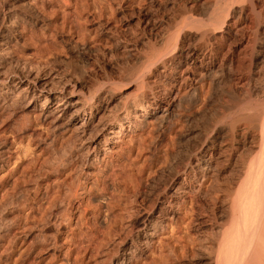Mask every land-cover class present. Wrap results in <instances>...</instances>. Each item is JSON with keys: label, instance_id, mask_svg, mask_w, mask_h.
<instances>
[{"label": "rangeland", "instance_id": "1", "mask_svg": "<svg viewBox=\"0 0 264 264\" xmlns=\"http://www.w3.org/2000/svg\"><path fill=\"white\" fill-rule=\"evenodd\" d=\"M0 3L1 10H8V3ZM21 3L32 5L38 19L33 27L20 24L9 35L11 44L0 47L6 48L0 55V96L5 98L0 103V150L5 151L0 264H120L133 255L131 240H142L138 220L152 205L157 207L152 213L155 237L133 264L211 259L214 176L206 177L227 173L219 161L210 167L208 158L216 159L219 143L231 137L225 123L228 106L255 96L258 58L264 56L261 0H253L255 11H261L256 20L243 0L220 5L217 0H16L13 8L19 10ZM219 15L224 25L216 21ZM209 48L216 53L217 77L195 84L196 95L189 96L194 83L184 78L197 76ZM237 56L239 62L231 63L230 57ZM48 73L66 84L69 106L47 118L55 103L41 110L40 101L31 109L27 100L16 97L14 83L25 75ZM89 107L96 115L92 124L107 111L122 117L128 110L129 117L118 137L110 134L98 164L80 175L87 143L77 139L78 120L84 112L88 118ZM117 130L115 124L111 131ZM258 155L255 150L250 157ZM78 179L77 197L61 221L66 210L62 196ZM190 181L194 199L184 195ZM181 185L186 189H178ZM223 214L219 208L218 221ZM179 253L181 260L174 256Z\"/></svg>", "mask_w": 264, "mask_h": 264}, {"label": "bare ground", "instance_id": "2", "mask_svg": "<svg viewBox=\"0 0 264 264\" xmlns=\"http://www.w3.org/2000/svg\"><path fill=\"white\" fill-rule=\"evenodd\" d=\"M0 1L3 4L4 3L9 4L8 10L7 9L5 10V11H7L6 14L4 13L5 12L4 10L0 9L2 12V15L0 18V47L1 46L7 47V45L11 44V39H10L9 35H13V34L17 33L19 30L18 27L20 24L25 25V26L26 25H32V27H33L34 23H36L35 21H37L38 17L36 16L37 14L33 13V10L31 9L32 5L30 6L29 4H26V3L22 4L21 3V5H20L21 7L19 6L20 7V8L18 7L19 10L16 11V9L13 8V2L16 0H0ZM33 1H35V0H33ZM228 1L229 0H217L219 5L220 4H227ZM233 1H235V0H232V2ZM25 2H26V0H25ZM230 3H231V1H230ZM243 3H245L246 5H249L251 15H252V17L255 18V20L261 16V11H262V9H264V0H261V4H260L261 5V11L260 12L255 11L253 0H243ZM33 5L35 6V4H33ZM231 5H233V4H231ZM33 9H36V8L34 7ZM214 9H215V7H214ZM216 9H218V8H216ZM224 10H225V8H224ZM211 12H213V10ZM217 13H219V12H217ZM215 16H216V13H215ZM223 17L224 16H222V18ZM222 18L221 19L218 18V20L216 18V21L218 22L219 25H222V24L224 25V18H223V20H222ZM253 21H254V19L251 18V21L249 22L251 26H248V29L249 28L252 29ZM5 49L0 48V55L3 54ZM193 54H189L188 58H190L189 59L190 63L195 65V63H196L195 59L196 58L193 57ZM215 55H216V53H214L213 49L209 48L204 53V57H202L199 60L200 65L198 66L199 73L197 74V76L195 78H190L189 75L185 76V78H184L185 81H192L194 83L193 85H189V90H188V91H190L189 96H195L196 95V88L197 87L195 84H197L198 82H203V81L205 82V80H208V79L214 80L217 77V71H214V68L216 66V56ZM206 59H207V62L205 63ZM237 60L239 62L238 56L235 58L230 57V62L233 64L236 63ZM258 60L262 64H260V67H258L259 70H258V73L256 75L257 77H255L256 78L255 79L256 80L255 96H253L252 98L249 97V99L243 100L240 102L235 101L234 103H232L231 105L228 106V108L226 110V117H227L226 121L228 123L225 121L224 122L228 125L229 131H230V132L228 131V134L230 133L231 137L228 138L227 140H222L221 143H219L221 146L219 145L220 149H218V151H217V158L216 159L211 157V156H209V158H208L210 167H211L212 163L213 164L218 163L217 161H219L220 165H222V167H221L222 172H226L227 175L225 174V176H224L225 178L222 175L223 178H221L220 174L216 173V175L215 174L214 175L208 174L209 176L207 175V177H206V178H210V177L214 176L212 178L213 183L210 185L211 189H212V193H213V195L211 196V199H212L211 204L213 206L212 207L213 213L211 214L212 215L211 216L212 222H210V224L213 227V229L211 227V229H212L211 237H210V233H209L211 231L209 230L208 232H206V233H208V236L210 237L209 239L211 240L210 245L208 244L209 242H207V244L209 246L207 248H209L208 250H210L209 253L211 255V259H209V260L206 259V262H204L203 264H264V56H260L258 58ZM233 66H235V65H233ZM239 66L236 64V66L233 68L234 69H236V68L240 69ZM234 71L236 72L237 75L240 72L237 69ZM218 76H219V74H218ZM240 77L241 76H237L235 80H237V82L240 81V79H241ZM2 83L3 82L0 81V85H2ZM240 83H241V81H240ZM14 86H17V90H19L16 97L19 96L21 99L27 100V105L29 107H32L31 109H34L35 107H37V104L40 101H42V102H40L41 106H39L41 108V110H43V109L45 110L52 102L55 103L54 107L50 110L49 114H47L46 116L44 115V117H47V118L50 117L51 111L53 113L54 112L57 113L60 110H63L67 106H69V102L67 101L68 97H64V94L66 92V84L64 82H62L60 79H57L56 76L49 75V73L47 75L46 74L45 75L33 74L30 76H27V75L22 76V77L18 78L17 82L14 83ZM72 92H74V91L72 90L68 94H70ZM1 96H3V95H1ZM1 96H0V103H2V102L5 103V98L1 97ZM74 104H81V101H75ZM228 104H230V103H228ZM3 105H2V107H3L2 109H4V110L8 109V108H6L7 106L4 107ZM85 105H86V103H85ZM80 107H82V106H80ZM91 107H89L87 110L88 111V113H87L88 118H85L86 113L84 112V113H82L84 115V117H82L80 115L82 118L78 120V121H81V123H80L81 130H80V134H79L80 136L77 139L81 143H83L85 141L87 143L86 147H85V150H86L85 152H87L86 153L87 159H86L85 164L83 165L84 170H82L83 172H80V173H82L80 175L89 174L86 171L87 170L86 168H88L89 166H94V165L98 164L97 159H99V157H100L99 155H101V157L104 156V152H101V150L103 151V150L108 149V148L105 149L106 148L105 146L109 145V143H110V139H111L110 134L112 133L116 137H118V134L125 130L123 120L126 119L127 117H129V111L128 110H127V113H125L124 116H122V117L111 114L109 111H107V112L104 111L105 113H103L101 116H99L97 118V122L92 124V122H94L93 119L96 117V115L94 113H92ZM77 108H76V110H77ZM165 111H166V109H164V112ZM162 115L166 116L164 114H162ZM224 119H226V118H224ZM44 121H45V119H44ZM115 124L117 125L118 130L115 133H113L111 131V129L115 127ZM26 126H27V124H26ZM87 127H88V129H87ZM225 136H227L226 133H225ZM225 136H223V137L226 138ZM72 138H73V136H72ZM101 147H102V149H101ZM255 150H259V152H260V155H258L259 157H256L257 155L254 157H250L251 155H253V152H255ZM0 151H1L0 152V167H1L2 166L1 164H3V161L5 159V153H4L5 151L2 149ZM247 157H249V159ZM209 165H207V166H209ZM215 165L217 166V164H215ZM213 170H216V168ZM190 177L193 178V176H190ZM76 182H78V183H76ZM76 182H75L76 185L74 183L75 186L72 184L73 182L71 183V185L73 187H72V189L70 187L71 190L68 188L70 190L69 193L67 192L68 189L66 190V193L64 191L60 192V193H62V195L68 193L67 195H65V198H64V196H62L63 197L62 202H65V204H66V206H64V204L62 205V206H64V208L65 207H67V208L71 207V205H72L71 200L73 197H75L77 195V189L79 187V184L82 181L78 179V181H76ZM192 184L193 183H191V181L188 182V191L186 193L184 191V193H185L184 195H187L188 197H190V199L193 196V193L195 192V190L191 186ZM181 186L182 187H180V188L178 187V189H186V188H183L184 187L183 185H181ZM201 186H203L202 183L197 188L200 189L199 187H201ZM181 193H183V192L181 191ZM57 197H55L53 201H55V199ZM183 197L184 196H182L180 198H183ZM57 201H59L58 198L56 199V202ZM180 201H181V199H180ZM67 208H65L66 209L65 213L62 214L61 221L66 216L67 217L69 216L68 210L70 208L68 210H67ZM156 208L157 207L152 205V207H150V209L148 211H144L143 214L140 216V218L138 220V225L140 227V230H142L143 234H140L139 237L142 240H144V242L140 243L142 240L140 242H137V241L135 242V240H131V245H132V249H133L131 251V253L133 255L130 254L132 256L122 259L120 264H133L136 257L141 258L144 255V253L146 252V250L149 249V247H150L149 243H151L152 238L155 237L154 232L157 230L156 224L155 223L153 224L154 216L152 214L155 212ZM219 208H220V210L222 209V212L224 213L223 219L222 220L219 219L221 222L218 221V219H217V213H218ZM52 210H54V209H52ZM161 214H164V213L161 212ZM219 215H220V213H219ZM57 218L59 219L60 217H57ZM57 218H55V219L57 220ZM163 222H165L167 224L166 226H168V223L166 221H163ZM190 222H192V221H190ZM208 223H209V221H208ZM197 226H201V225H197ZM163 227H164V225H163ZM188 227H189V225H188ZM209 228H210V226H209ZM194 229L196 230V228H194ZM198 231H199V229H198ZM205 231H206V229H205ZM200 232H201V227H200ZM158 233H162V232H158ZM197 239H198V237H197ZM194 240H196V238ZM203 240H206V239L203 238ZM203 240H202V242H203ZM51 241H52L53 246L57 245V239L56 238H54V241L53 240H51ZM199 241H201V240H198V243H199ZM189 242H190V240L188 241V243ZM193 242L191 240V243H193ZM205 242L206 241H204L203 244ZM188 243H187V245H188ZM191 243H189V244H191ZM196 243H197V241H196ZM200 243H199V245H200ZM50 244H51V242H50ZM194 244L195 243H193V246H194ZM141 245H143V247ZM189 246L188 247L191 249L192 245H189ZM45 247H47V245ZM203 247L204 246H202L201 248L204 249ZM168 249L171 250L172 248L169 247ZM168 249H167V251H168ZM193 249H195V248H193ZM174 250L176 251L177 249H174ZM183 251L185 252L186 250H183ZM190 251H192V250H189L187 253L189 254ZM184 252H182V253L185 256L186 254ZM180 253L178 254V256H177V254L174 256L179 257ZM171 254L173 255V253H171ZM171 254H170V256H171ZM183 254H182V256L180 255L182 258H183ZM190 254H191V252H190ZM163 256H165V255H163ZM168 256H169V251H168L167 257ZM181 257H179L180 260L182 259ZM172 258H174V257H172ZM175 260H177V258H175ZM173 262L176 263V261H173Z\"/></svg>", "mask_w": 264, "mask_h": 264}]
</instances>
